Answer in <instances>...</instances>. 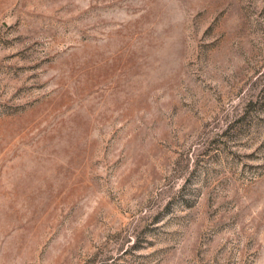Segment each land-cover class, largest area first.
I'll use <instances>...</instances> for the list:
<instances>
[{"label":"rangeland","instance_id":"rangeland-1","mask_svg":"<svg viewBox=\"0 0 264 264\" xmlns=\"http://www.w3.org/2000/svg\"><path fill=\"white\" fill-rule=\"evenodd\" d=\"M0 264H264V0H0Z\"/></svg>","mask_w":264,"mask_h":264}]
</instances>
